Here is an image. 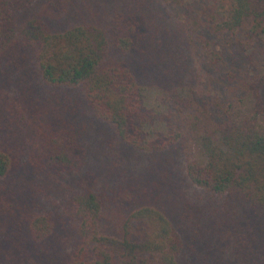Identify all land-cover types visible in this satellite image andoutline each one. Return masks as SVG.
<instances>
[{
  "label": "trees",
  "instance_id": "1",
  "mask_svg": "<svg viewBox=\"0 0 264 264\" xmlns=\"http://www.w3.org/2000/svg\"><path fill=\"white\" fill-rule=\"evenodd\" d=\"M0 264H264V0H0Z\"/></svg>",
  "mask_w": 264,
  "mask_h": 264
},
{
  "label": "rangeland",
  "instance_id": "2",
  "mask_svg": "<svg viewBox=\"0 0 264 264\" xmlns=\"http://www.w3.org/2000/svg\"><path fill=\"white\" fill-rule=\"evenodd\" d=\"M150 86V85H148ZM157 88L156 87H148L146 99H147V105L150 108H156V109H164L167 111V107L160 103L159 100H157ZM82 119L80 118L78 120V123H81ZM86 126V131H88L87 135V143L90 145L89 148V166L93 165L95 167L98 165L102 170L108 171L110 176V182H116L121 181V169L126 168L128 174H132L136 177L140 176V178H147L150 176H156L157 173L152 171V168H155V164L153 163L156 157H152L143 153H140L138 151H126L125 153L120 149L119 145L120 143L117 141V135L115 131L109 127L105 129L99 124H94L93 122H88L84 124ZM150 132L151 137L157 136V134L160 131H164L163 126L157 125L154 127L148 128ZM189 131V130H188ZM110 135L112 137L109 136ZM191 132V131H190ZM94 134H97L96 136ZM97 139H101V144H97ZM105 145V147L102 149V147ZM187 146L185 147V150L190 149L191 142L188 141ZM193 149H196L193 146ZM185 154L181 151L176 152L174 154L173 159L171 160L174 164L178 165L179 168H182L183 166V160H184ZM170 158V156H169ZM172 158V156H171ZM164 160V167L163 169L166 171H172L173 167L172 162L167 163L168 159L167 157L163 158ZM103 160L105 166L103 164ZM110 163L113 164L110 166ZM153 163V164H152ZM115 164V165H114ZM151 164V165H150ZM116 213H119L118 209H115ZM207 243V241H205ZM224 254H228V252L224 251L222 256L223 258L227 259Z\"/></svg>",
  "mask_w": 264,
  "mask_h": 264
}]
</instances>
